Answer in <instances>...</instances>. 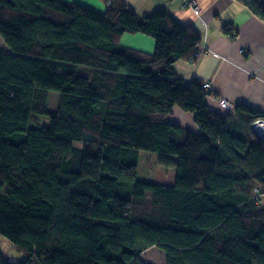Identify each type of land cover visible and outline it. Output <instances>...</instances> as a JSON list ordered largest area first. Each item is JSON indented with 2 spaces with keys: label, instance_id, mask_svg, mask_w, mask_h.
Segmentation results:
<instances>
[{
  "label": "trees",
  "instance_id": "obj_1",
  "mask_svg": "<svg viewBox=\"0 0 264 264\" xmlns=\"http://www.w3.org/2000/svg\"><path fill=\"white\" fill-rule=\"evenodd\" d=\"M101 1L0 0V237L18 264H144L152 246L164 264H264V140L250 126L264 113L211 109L202 81L174 72L196 59L193 27ZM237 1L264 20L260 0ZM123 33L152 37L153 53ZM174 106L198 132L165 121ZM140 150L174 183L139 178Z\"/></svg>",
  "mask_w": 264,
  "mask_h": 264
},
{
  "label": "crops",
  "instance_id": "obj_2",
  "mask_svg": "<svg viewBox=\"0 0 264 264\" xmlns=\"http://www.w3.org/2000/svg\"><path fill=\"white\" fill-rule=\"evenodd\" d=\"M77 2L98 12L104 11L101 0H64ZM193 1L194 13L186 2ZM264 4V0H260ZM140 16L157 9L165 10L182 25L193 27L201 40L203 52L194 60H176L174 72L185 83L193 78L208 81L212 95L205 102L221 111L217 98H225L234 108L245 104L264 113V20L237 0H124ZM225 28L229 31L225 32ZM230 32V34H228ZM119 43L146 54H152L155 41L141 33H123ZM242 50V51H240ZM165 121L198 132L190 112L174 106Z\"/></svg>",
  "mask_w": 264,
  "mask_h": 264
},
{
  "label": "rangeland",
  "instance_id": "obj_3",
  "mask_svg": "<svg viewBox=\"0 0 264 264\" xmlns=\"http://www.w3.org/2000/svg\"><path fill=\"white\" fill-rule=\"evenodd\" d=\"M0 47L1 48L5 47V44L1 37H0ZM59 97H60L59 92L49 91L48 97H47V107L51 110H55L58 107ZM74 145L77 147H81L80 143H74ZM135 157H136V163H137L136 171H137V176L139 178L151 179L155 181L156 183H160V184H173L174 183L175 168L171 166H163L159 164L157 162L156 155L154 153L149 152V151L140 150L135 153ZM263 199L264 198H262V201L264 203ZM0 246L4 248L2 249V252L10 253L13 256L14 255L19 256L11 252V250L8 247V243L3 237H0ZM139 258L144 264H164L163 252L156 246L149 247L145 249L144 251H142L139 255Z\"/></svg>",
  "mask_w": 264,
  "mask_h": 264
},
{
  "label": "built area",
  "instance_id": "obj_4",
  "mask_svg": "<svg viewBox=\"0 0 264 264\" xmlns=\"http://www.w3.org/2000/svg\"><path fill=\"white\" fill-rule=\"evenodd\" d=\"M186 4L193 9L195 13H198V8L195 5L193 1H187ZM242 51V50H240ZM203 52L202 47H197L195 57H198L201 53ZM202 87L208 91V95H212V87L208 81H203L202 82ZM217 103L219 107L222 109L224 112H230L232 111L233 107L230 104L228 100L225 98H217ZM251 129L254 131V133L264 140V119L263 118H257L251 122ZM1 259L3 260L4 263L7 264H18L20 262V258L18 256H13L10 253H4L2 252L0 254Z\"/></svg>",
  "mask_w": 264,
  "mask_h": 264
}]
</instances>
